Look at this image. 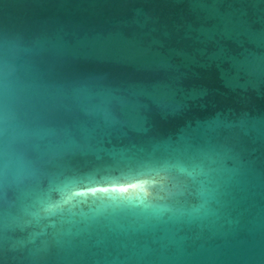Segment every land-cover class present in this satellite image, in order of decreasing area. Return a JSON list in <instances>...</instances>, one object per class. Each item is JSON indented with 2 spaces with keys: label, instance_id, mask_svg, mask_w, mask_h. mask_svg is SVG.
I'll list each match as a JSON object with an SVG mask.
<instances>
[{
  "label": "water",
  "instance_id": "obj_1",
  "mask_svg": "<svg viewBox=\"0 0 264 264\" xmlns=\"http://www.w3.org/2000/svg\"><path fill=\"white\" fill-rule=\"evenodd\" d=\"M0 264H264V0H0Z\"/></svg>",
  "mask_w": 264,
  "mask_h": 264
}]
</instances>
